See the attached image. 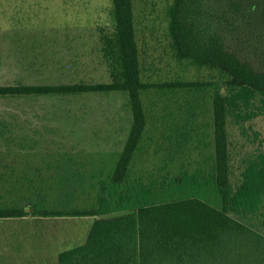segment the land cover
I'll return each mask as SVG.
<instances>
[{"label":"rangeland","instance_id":"obj_1","mask_svg":"<svg viewBox=\"0 0 264 264\" xmlns=\"http://www.w3.org/2000/svg\"><path fill=\"white\" fill-rule=\"evenodd\" d=\"M171 3L133 0L148 124L130 173L146 183L211 168L213 100L224 92L217 70L176 58ZM111 7L112 0H0V86L109 81L101 36L112 30ZM131 125L121 92L0 97V206L96 207L98 180L115 168ZM182 133L189 140L180 146ZM228 134L237 176L244 160L264 151V115L243 126L229 121ZM94 218H0V264H58L59 252L85 243Z\"/></svg>","mask_w":264,"mask_h":264},{"label":"trees","instance_id":"obj_2","mask_svg":"<svg viewBox=\"0 0 264 264\" xmlns=\"http://www.w3.org/2000/svg\"><path fill=\"white\" fill-rule=\"evenodd\" d=\"M167 13L176 58L223 78L210 169L167 172L160 182L131 177L148 124L133 0H112V30L101 36L109 81L0 86V97L121 92L129 99L132 125L115 168L98 180L96 207L0 206V218L95 217L85 243L61 252L58 264H264V151L235 176L228 134L229 121L243 126L264 115V0H172ZM180 136V146L188 143Z\"/></svg>","mask_w":264,"mask_h":264},{"label":"crops","instance_id":"obj_3","mask_svg":"<svg viewBox=\"0 0 264 264\" xmlns=\"http://www.w3.org/2000/svg\"><path fill=\"white\" fill-rule=\"evenodd\" d=\"M23 218V217H22ZM53 245H54V243H53ZM48 247V249H49V246H47ZM53 250H55V249H53ZM63 251H65V250H63ZM63 251H61V252H63ZM61 252H59V254L61 253ZM58 254V255H59ZM47 255V254H46ZM46 257H48V256H46ZM58 257V256H57Z\"/></svg>","mask_w":264,"mask_h":264}]
</instances>
